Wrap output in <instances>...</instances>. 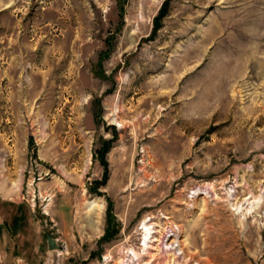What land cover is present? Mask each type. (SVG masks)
<instances>
[{"label": "rangeland", "instance_id": "1", "mask_svg": "<svg viewBox=\"0 0 264 264\" xmlns=\"http://www.w3.org/2000/svg\"><path fill=\"white\" fill-rule=\"evenodd\" d=\"M0 212L33 264H264V0H0Z\"/></svg>", "mask_w": 264, "mask_h": 264}, {"label": "crops", "instance_id": "2", "mask_svg": "<svg viewBox=\"0 0 264 264\" xmlns=\"http://www.w3.org/2000/svg\"><path fill=\"white\" fill-rule=\"evenodd\" d=\"M18 237L0 212V264H33L32 259L15 242Z\"/></svg>", "mask_w": 264, "mask_h": 264}, {"label": "trees", "instance_id": "3", "mask_svg": "<svg viewBox=\"0 0 264 264\" xmlns=\"http://www.w3.org/2000/svg\"><path fill=\"white\" fill-rule=\"evenodd\" d=\"M169 2L166 1L165 4L163 5V7L161 8L160 10V13L159 15L155 18V27H154V33H156L158 30H160L162 28V22L163 20L166 18V16L168 15L169 13ZM106 153V150H104V152L102 153L103 154V157ZM102 164L107 167V162L104 160H102ZM108 180V172L105 173V176H104V183ZM103 185V183H102ZM95 190H92V192H94ZM112 211H113V204L109 202L108 204V210H107V216L106 217V220H107V226H106V229H105V233L103 235V237L101 238V240L99 241L98 244H104V243H107V242H111L116 234L118 233V230L117 229V226H116V219L115 217L113 216L112 214Z\"/></svg>", "mask_w": 264, "mask_h": 264}, {"label": "bare ground", "instance_id": "4", "mask_svg": "<svg viewBox=\"0 0 264 264\" xmlns=\"http://www.w3.org/2000/svg\"><path fill=\"white\" fill-rule=\"evenodd\" d=\"M114 124V123H113ZM144 230H146V232H147V235H146V238H147V241H146V244H145V247H149V244H150V242H152V240H153V233H152V231L150 230L151 228H149V226L147 225V224H145V227L143 228ZM177 242H175V244H176ZM173 244H174V242L170 245V246H172L173 247ZM182 244V243H181ZM182 247V246H181ZM181 247H180V250L179 251H182V249H181ZM168 248V247H167Z\"/></svg>", "mask_w": 264, "mask_h": 264}, {"label": "water", "instance_id": "5", "mask_svg": "<svg viewBox=\"0 0 264 264\" xmlns=\"http://www.w3.org/2000/svg\"><path fill=\"white\" fill-rule=\"evenodd\" d=\"M47 240H48V247L50 250H58L59 249V244L58 242L52 237V235H47Z\"/></svg>", "mask_w": 264, "mask_h": 264}]
</instances>
